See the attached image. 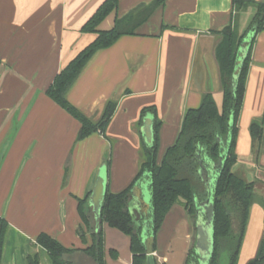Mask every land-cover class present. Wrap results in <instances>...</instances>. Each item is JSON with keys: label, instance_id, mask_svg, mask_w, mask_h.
I'll return each instance as SVG.
<instances>
[{"label": "crops", "instance_id": "crops-1", "mask_svg": "<svg viewBox=\"0 0 264 264\" xmlns=\"http://www.w3.org/2000/svg\"><path fill=\"white\" fill-rule=\"evenodd\" d=\"M104 1L0 0V218L8 222L1 264H27L32 253L39 254L41 264H51L47 252L36 244L41 233L68 248L89 246L91 234L83 242L77 232L82 225L78 199L88 197L99 227L90 197L106 156L110 157L107 188L120 192L140 169L143 108L155 106L162 121L158 163L176 142L186 111L198 108L205 94L211 93L221 109L224 94L215 56L218 33L230 26L243 33L256 13L250 6L236 16L234 0H164L137 26L135 34L124 35L98 51L69 90L67 99L94 120L100 119L108 101L117 100L105 135L95 132L78 140L80 122L46 92L56 75L93 41L95 36L81 32V27ZM154 1L119 0L99 28L109 29L117 19ZM249 35L255 42L250 46L234 170L257 184L262 183L257 179L262 173L252 152L249 126L264 116V30L257 35L251 31L246 38ZM147 117L152 119L153 132V117ZM143 127L144 122L141 131ZM204 161L200 166L206 165L205 177L198 171L194 179L205 193L198 194L199 203L209 200L214 167L219 163ZM150 184L149 177L141 179L134 186L139 188L141 201H135L133 190L131 199L142 242L143 237L154 240L146 264H185L193 246L202 264L196 248L197 224L181 202L173 205H177V218L172 219L171 208L162 231L153 235ZM148 193L151 207L144 204ZM251 224L254 232L247 250ZM263 231L264 209L256 203L240 253V257L246 254L247 262L257 254ZM67 258L73 264H94L81 252ZM130 260L132 264V253Z\"/></svg>", "mask_w": 264, "mask_h": 264}, {"label": "trees", "instance_id": "trees-1", "mask_svg": "<svg viewBox=\"0 0 264 264\" xmlns=\"http://www.w3.org/2000/svg\"><path fill=\"white\" fill-rule=\"evenodd\" d=\"M118 1L105 0L84 23L81 32L93 34L95 36L93 41L56 75L46 92L53 101L80 122L78 140H83L95 132L105 135L106 128L115 114L117 100L108 101L100 119L94 120L67 99L69 90L98 51L112 46L124 35L135 34L137 26L145 22L164 0H155L149 6L140 7L130 13L128 17L117 19L113 27L100 29V24L117 7ZM250 6L256 8V13L243 33L231 26L218 33L220 37L215 48V56L224 94L222 108L219 109L212 94L207 93L198 108L188 109L176 142L166 150L160 163L157 158L162 121L158 118L155 106L143 108L139 123L142 147L138 174L132 183L120 192L113 193L107 188L101 206L99 227H96L88 205V197L78 199L77 209L82 220V225L77 230L78 235L85 242L86 234L90 233L92 240L86 248H68L47 233L38 235L36 244L47 252L51 264H73L67 256L76 252H81L94 264H105L104 224L129 236L132 264H146L148 256L138 229L137 216L131 211L132 190L136 183L144 177L150 178L153 206L152 232L156 236L176 202H181L195 220V201L201 191L194 179L198 177V171L201 170L200 161L205 162L204 159L207 158L211 162H218L222 155H224V161L214 189L213 252L208 264H238L252 205L257 203L264 209V195L258 194L256 180H249L244 173L234 170L238 162L236 152L240 131L238 123L250 69L251 47L255 38L252 40L238 79L234 82L238 49L249 32L253 31L257 35L264 30V3L253 0H234L236 16ZM149 115L153 117L151 145L145 142L141 131V126ZM249 131L255 162L262 173V176L257 179L264 184V166L261 164L264 156V116L254 119L249 126ZM105 168L108 181L109 155L106 156ZM7 230L8 222L1 217L0 264ZM112 252L113 255L117 254L115 250ZM27 264H41L39 254H28ZM185 264H199V256L194 246ZM247 264H264V231L257 254Z\"/></svg>", "mask_w": 264, "mask_h": 264}, {"label": "water", "instance_id": "water-1", "mask_svg": "<svg viewBox=\"0 0 264 264\" xmlns=\"http://www.w3.org/2000/svg\"><path fill=\"white\" fill-rule=\"evenodd\" d=\"M254 37L248 36V38L244 39L241 48L238 51L237 55V61H236V67L234 71V82L237 81L238 76L240 74L242 65L244 63V60L248 54V51L250 49L252 40ZM143 134L145 136V142L148 145H151L153 142V132H152V119L151 117H147L144 121V127L142 128ZM223 157L221 156V159L217 165L214 167V178L211 180L210 184V197L209 200L205 203H199L196 200L197 205V214H198V220H197V242H196V248L197 252L201 255V261L202 264H208L210 261V258L212 256L213 252V217H214V189L215 184L218 178V175L220 173V170L223 165ZM204 164H202V168L200 170V173L205 177L206 170H205ZM107 191V174L105 167L102 168L100 171V175L98 178V181L96 183V186L93 190V193L90 197V204L93 206L97 222L100 219V211L101 206L103 203V200L105 198ZM133 195L135 198V201L140 202L141 201V193L139 191V188L136 186L133 189ZM144 204L151 207V195L148 193L147 196L144 199ZM200 213H203L206 216V219L203 220V217L200 215ZM143 244L145 246V253L147 256H150L153 254L154 251V240L153 237H143Z\"/></svg>", "mask_w": 264, "mask_h": 264}, {"label": "rangeland", "instance_id": "rangeland-1", "mask_svg": "<svg viewBox=\"0 0 264 264\" xmlns=\"http://www.w3.org/2000/svg\"><path fill=\"white\" fill-rule=\"evenodd\" d=\"M252 177H250V180ZM201 188H204L205 185L201 184ZM257 192L260 195H264V184L263 183H257ZM205 191V190H204ZM205 194L204 192H202ZM177 205L173 206L169 214H173V218H177L178 215V209L176 208ZM167 218L165 219V221ZM252 223V222H251ZM164 225V224H163ZM162 227L159 229L162 231ZM253 225L251 224V227L249 231L247 232V250L250 247L251 240H249V236H253ZM158 232L160 233V231ZM73 233V232H72ZM158 233V234H159ZM158 238V236H157ZM5 244V243H4ZM5 247V245H4ZM160 249L159 241L157 240V250ZM113 250L117 252V254L113 255ZM246 250V251H247ZM4 251V250H3ZM131 252H130V238L128 235L124 234L123 232L110 228L108 225H105V264H131ZM247 257L246 254L243 255V257H240L238 264H247L246 261Z\"/></svg>", "mask_w": 264, "mask_h": 264}, {"label": "flooded vegetation", "instance_id": "flooded-vegetation-1", "mask_svg": "<svg viewBox=\"0 0 264 264\" xmlns=\"http://www.w3.org/2000/svg\"><path fill=\"white\" fill-rule=\"evenodd\" d=\"M197 212V211H196ZM197 218H198V215L196 213V218H195V223L197 224Z\"/></svg>", "mask_w": 264, "mask_h": 264}]
</instances>
